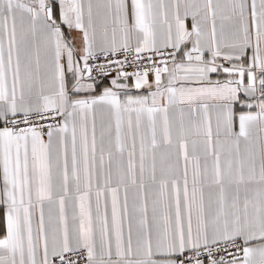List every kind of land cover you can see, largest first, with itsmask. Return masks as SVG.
<instances>
[{
	"label": "snow or ice",
	"instance_id": "6c2138e0",
	"mask_svg": "<svg viewBox=\"0 0 264 264\" xmlns=\"http://www.w3.org/2000/svg\"><path fill=\"white\" fill-rule=\"evenodd\" d=\"M0 264H264V0H0Z\"/></svg>",
	"mask_w": 264,
	"mask_h": 264
}]
</instances>
